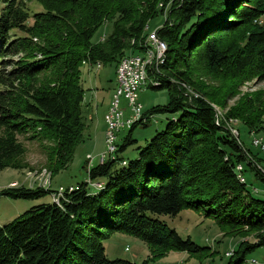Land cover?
Masks as SVG:
<instances>
[{
  "label": "trees",
  "instance_id": "trees-1",
  "mask_svg": "<svg viewBox=\"0 0 264 264\" xmlns=\"http://www.w3.org/2000/svg\"><path fill=\"white\" fill-rule=\"evenodd\" d=\"M27 1L0 0V171L26 167L19 136L42 144L52 176L65 169L86 127L81 66L118 65L126 51H142L144 28L158 14L165 18L157 35L167 48L163 63L148 70V87L167 88L168 101L143 112L117 140L114 157L90 168V183L0 226V264H157L170 250L205 258L209 246L180 236L157 216L185 208L201 209L231 235L252 234L254 241L241 240L224 264H243L264 246V199L235 169L241 163L244 175L251 170L264 181L258 168L264 166L229 130L236 119L248 133L263 132L264 88L240 97L222 122L211 102L224 100L193 79L208 72L228 80L229 91L264 81V0H36L43 9L33 13ZM169 1L167 14L157 7ZM105 21L111 32L93 41ZM157 113L172 116L135 158H123L136 126ZM50 192L18 186L0 189V196L39 199ZM115 232L142 240L149 256L140 263L108 258L102 240Z\"/></svg>",
  "mask_w": 264,
  "mask_h": 264
},
{
  "label": "rangeland",
  "instance_id": "rangeland-1",
  "mask_svg": "<svg viewBox=\"0 0 264 264\" xmlns=\"http://www.w3.org/2000/svg\"><path fill=\"white\" fill-rule=\"evenodd\" d=\"M171 4L172 1H169L165 4L160 3L157 7H161L162 5L164 12L167 14V9L170 8ZM26 5L30 13L43 9L42 5L36 0H28ZM1 8L2 3L0 2V13ZM164 18L165 17L162 14H158L151 18L148 21L147 33L153 32L154 29L161 25L164 22ZM31 21L32 19L30 18L28 22L31 23ZM111 30V22L105 21V23L97 29L92 40L103 41L105 37L111 32ZM126 52V54L132 53L131 51ZM116 67L117 64L114 62L109 64H101L100 67H97L94 63H85L81 66L82 77L87 76V73L89 72L90 80H95V86H97L95 97H97L96 100H98V110L96 114L93 115L94 120L92 122V131L94 135L92 139L87 141L84 131L83 139L78 143L79 146L77 145L78 148L76 155L65 169L52 176L51 172L47 169V153L43 150L42 144L37 140H26L23 136H19V140L22 141L26 147V152L21 158V162H23L26 167L23 169L5 168L0 171V189L18 186L32 188L43 187L50 189L51 194H47L46 196L39 199H14L7 196H0V226L13 220L16 216L32 206L54 200V191L59 188L66 187V190L70 192L77 187V183H80L84 180H86L87 183L89 182L88 171L95 164L100 163V155L106 150L104 137L102 135L97 136L95 128L98 127V132L101 133L102 122L104 121L105 115V113L103 115V112L104 110L107 111L105 115L106 119L111 103V96L114 91L113 87L115 88L116 84ZM198 76L201 77L200 80H198ZM196 78L193 79L195 81L205 83V86L208 87V89L215 91L219 97L224 100V105H221L217 102H211L213 108L217 112V115H220V120L222 122L225 120L226 111L240 97L252 90L264 88V81H260L257 78L243 82L242 84L238 83V85L234 86V88H232L230 91V84L228 80L225 81L222 78H217V76L210 75L208 72L199 71ZM82 84L85 88L86 96L88 98L91 97L90 93L92 89L90 86H92V84L85 82V80L83 81V79ZM148 84L149 80L146 86L138 91V100L142 104L143 112L148 110L151 106L157 104H166L168 101L167 88L153 89L148 87ZM187 89L189 90L188 87ZM191 89L195 92L192 87ZM122 108L124 110L127 108L125 101L122 103ZM93 110L94 107L92 108V111ZM171 116L172 114L170 113H157L149 117L147 126L144 127L140 124L137 125L132 132V138L135 140V142L129 145L121 153L123 158H135L138 153V148L144 146L157 131L162 130ZM230 123L233 129L238 130L240 139L244 142L245 146L250 148L256 154V156L261 158L260 164L264 166V152H262L259 147L253 145L254 137L261 138L264 141V130L263 132L259 133L255 130L248 133L247 128L243 124H239L236 119L235 122ZM106 128L107 127L105 123V129ZM127 131L128 129H121L119 131L118 142L122 141V138L127 133ZM82 147L88 150H104L95 156H93L91 153L87 154V158L90 156L88 158L90 162L86 158L87 162H85V165L83 166L80 156V150L83 149ZM82 154L84 156V152ZM106 160L107 158H104V161ZM245 177L248 188L252 194L264 199V181L255 177L254 172L251 170H247L245 172ZM254 189H257V191ZM157 216L163 219L168 226L175 228L180 236H189L196 244L210 247L208 256L206 255L207 257L202 259L191 256L186 251L170 250L156 261L157 264H224L228 257L233 255L238 243L241 240L254 241L251 233L245 235V237L235 236L227 233V231L222 229L213 218L205 216L201 209L197 210L194 208H185L176 215L160 214ZM102 242L105 248V254L110 259L125 258L132 261L134 260L133 254L137 252L135 261L140 263L143 259H146L149 256L147 245L142 240L126 233L115 232L110 237L103 239ZM125 248H128V250H125ZM147 250L148 255L145 258L144 256ZM228 251H232V253L227 254ZM182 255H186V260L175 263L174 258L178 256L180 260V256ZM246 259L247 261L245 260L243 264H250L248 262L249 259H255L256 262L254 264H264V246H257L253 252L247 254Z\"/></svg>",
  "mask_w": 264,
  "mask_h": 264
},
{
  "label": "built area",
  "instance_id": "built-area-1",
  "mask_svg": "<svg viewBox=\"0 0 264 264\" xmlns=\"http://www.w3.org/2000/svg\"><path fill=\"white\" fill-rule=\"evenodd\" d=\"M144 40H149L151 54H143L141 50L134 52L131 62H123L122 73L115 74L116 100L112 101V106L109 108V115L106 117L107 121H109V129H105L104 141L106 150L100 155V163L104 161V158L114 157L117 149L118 132L121 129L130 128L133 123L142 118L143 107L138 100V91L146 86L148 80L149 82L151 81L148 78V70L156 69V62L161 53V45L163 43V40L158 37L156 29H154L153 33H148ZM141 55H149L148 67L146 69L137 68V60ZM185 91L189 93L188 90ZM123 101L126 103V110L122 108ZM217 120L220 121L218 116ZM226 126L229 128L228 125ZM229 130L235 137L239 136L237 129L229 128ZM253 145L259 147L264 152V141L261 138L254 137ZM258 168L264 173L261 167ZM235 169L237 176L241 178V182H245V175L242 173L243 165L238 163ZM65 190L66 188H59L54 191V201H58V198ZM254 190L257 191V189ZM125 250H128V248H125Z\"/></svg>",
  "mask_w": 264,
  "mask_h": 264
},
{
  "label": "crops",
  "instance_id": "crops-1",
  "mask_svg": "<svg viewBox=\"0 0 264 264\" xmlns=\"http://www.w3.org/2000/svg\"><path fill=\"white\" fill-rule=\"evenodd\" d=\"M87 76H83L82 79H83V81L85 80V82L92 84V86H90V88L92 90H91V93H90L91 94V97L88 98L86 96V92L84 94V101L82 103V117H83V119L85 121V124H86L85 130H84L85 131V134H86V137L85 138L87 139V141H89L90 139H92V137L94 135L93 134V131H92V122L94 120L93 115H95L96 112H97V110H98V100H96L97 97H95L96 89H97V86H95V80L94 81L90 80V78H89V72L87 73ZM113 89H114V87H113ZM94 98H95V101H94ZM92 103H93V107H94V110L93 111H92V108H93L92 107ZM104 113L106 115L107 111L104 110L103 115H104ZM86 114H87V117H86ZM105 115H104V121L106 123ZM104 121L102 122L101 133L98 132V127L95 128V130H96V135L97 136L102 135L104 137V139H105V136H104L105 123H104ZM83 136H84V134H83ZM102 140H103V138H102ZM78 146L75 149L74 157L76 155ZM82 148L83 149L80 150L81 151L80 152V156H81V163H83V166L85 165L86 155L87 154L91 153L93 156H95V155H97L98 153H101L104 150V149H101V150H94V149L88 150V149H86L84 147H82ZM83 152H84V156L82 154ZM173 254H177V253H173ZM183 254H185V253H183ZM122 255H123V253H122ZM147 255H148V250L145 252V256L144 257L146 258ZM136 257H137V252H135L133 254V259H134V260H132L133 262H136L135 261ZM180 257H181L180 260H179V257L178 256L174 258L175 263L176 262H180V261L182 262V261L186 260V255H182ZM136 263H138V262H136ZM162 263H165V262H162Z\"/></svg>",
  "mask_w": 264,
  "mask_h": 264
},
{
  "label": "bare ground",
  "instance_id": "bare-ground-1",
  "mask_svg": "<svg viewBox=\"0 0 264 264\" xmlns=\"http://www.w3.org/2000/svg\"><path fill=\"white\" fill-rule=\"evenodd\" d=\"M162 6V5H161ZM147 28H148V26H146L144 29H145V32H146V35L148 34L147 33ZM154 32V31H153ZM153 32H151V33H153ZM145 39V38H144ZM142 40V39H141ZM141 45L143 46L142 47V52H143V54H151V45H150V42H149V40H143V42L141 43ZM166 48H167V46H166V44H165V42L163 41V43H162V45H161V53H160V55H159V58H158V60H157V62H156V69L159 67V65L161 64V63H163V61H164V56H165V52H166ZM133 56H134V53L132 52V53H128L127 55H125V56H123L121 59H120V61H119V63H118V65H117V68H116V74H121L122 73V65H123V62H131V60H132V58H133ZM149 62V55H141L140 57H138V60H137V68L138 69H146L147 68V63ZM100 63L99 62H97L96 63V66L97 67H100ZM151 83V82H150ZM154 84H157V82H154ZM185 88H187L186 86H185ZM188 90V89H187ZM113 100H116V90H115V88H114V91H113V94H112V96H111V103H110V107L109 108H111V106H112V101ZM215 110V109H214ZM108 115H109V110H108V114H107V117H108ZM216 115H217V112H216ZM219 118H220V115H217ZM221 119V118H220ZM106 129H109V121H107V118H106ZM253 144H254V139H253ZM124 163V162H123ZM238 177V176H237ZM238 179H239V181H241V178L240 177H238ZM232 253V251H228L227 252V254H231ZM256 261H255V259H250L249 260V263L250 264H254Z\"/></svg>",
  "mask_w": 264,
  "mask_h": 264
}]
</instances>
